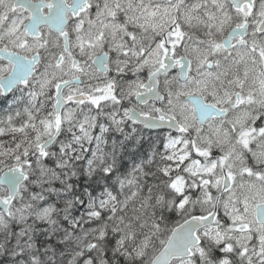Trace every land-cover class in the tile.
I'll return each instance as SVG.
<instances>
[{"label":"snow or ice","instance_id":"6c2138e0","mask_svg":"<svg viewBox=\"0 0 264 264\" xmlns=\"http://www.w3.org/2000/svg\"><path fill=\"white\" fill-rule=\"evenodd\" d=\"M0 264H264V0H0Z\"/></svg>","mask_w":264,"mask_h":264},{"label":"flooded vegetation","instance_id":"af4514ba","mask_svg":"<svg viewBox=\"0 0 264 264\" xmlns=\"http://www.w3.org/2000/svg\"><path fill=\"white\" fill-rule=\"evenodd\" d=\"M4 105H0V107H3Z\"/></svg>","mask_w":264,"mask_h":264}]
</instances>
